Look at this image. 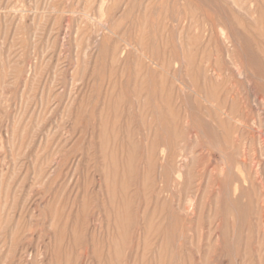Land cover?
Masks as SVG:
<instances>
[{"label": "rangeland", "instance_id": "374dc122", "mask_svg": "<svg viewBox=\"0 0 264 264\" xmlns=\"http://www.w3.org/2000/svg\"><path fill=\"white\" fill-rule=\"evenodd\" d=\"M223 1L0 0V264H264V0Z\"/></svg>", "mask_w": 264, "mask_h": 264}, {"label": "bare ground", "instance_id": "6f19581e", "mask_svg": "<svg viewBox=\"0 0 264 264\" xmlns=\"http://www.w3.org/2000/svg\"><path fill=\"white\" fill-rule=\"evenodd\" d=\"M222 1H223V0H222ZM230 1H231V0H230ZM223 2H225V0H224ZM231 2H232V1H231ZM236 2H237V1H236ZM226 3H227V2H226ZM228 5H229V4H228ZM228 5H227V6H228ZM234 7H235V6H234ZM164 8H165V7H164ZM229 8L231 9L232 6H230ZM231 10H232V9H231ZM60 12H61V11H60ZM98 12H99V11H98ZM254 12H255V11H254ZM110 15H111V14H110ZM219 21H220V20H219ZM220 22H221V21H220ZM222 23H223V22H222ZM222 23H221V24H222ZM228 23H229V22H228ZM232 23H233V22H232ZM224 25H225V24H224ZM231 25H232V24H231ZM231 25H230V27H231ZM234 26H235V24H234ZM216 27H217V26H216ZM210 28H211V26H210ZM225 28H226V26H225ZM225 28H222V29H224V31H225ZM228 28H229V27H228ZM218 29H219V27H218ZM220 29H221V28H220ZM222 29H221V30H222ZM233 29L235 30V27H234ZM263 29H264V28H263ZM179 30H180V29H179ZM204 30H206V29H203V31H204ZM236 30H237V29H236ZM236 30H235V32H236ZM176 32H177V31H176ZM181 32H182V30H181ZM181 32H180V33H181ZM204 32H205V31H204ZM210 32H212V29H211ZM217 32H218V31H217ZM227 32H228V31H227ZM237 32H238V31H237ZM205 33H207V32H205ZM205 33H204V34H205ZM225 33H226V32H225ZM232 33H233V31H232ZM178 34H179V33H178ZM218 35H219V34H218ZM223 35H224V34H223ZM226 35H227V34H225V36H226ZM233 35H234V34H233ZM233 35H232V36H233ZM179 36H180V34H179ZM203 36H204V35H203ZM205 36H206V35H205ZM211 36H212V35H211ZM227 36H228V35H227ZM240 36H241V35H240ZM242 36H243V35H242ZM242 36H241V37H242ZM246 36H247V35H246ZM257 36H258V35H257ZM175 37H176V36H175ZM235 37H236V34H235ZM217 38H218V37H217ZM223 38H224V37H223ZM232 38H234V37H232ZM249 38H250V37H249ZM176 39H177V38H176ZM236 39H237V38H236ZM238 39H239V38H238ZM242 39H243V38H242ZM244 39H246V38H244ZM123 40H124V39H123ZM123 40H122V41H123ZM239 40H241V38H240ZM251 40H252V39H251ZM120 41H121V40H120ZM183 41H184V40H183ZM224 41H225V40H224ZM228 41H229V40H228ZM124 42H125V40H124ZM226 42H227V41H226ZM244 42H245V46H246V43H248V41L246 42V40H245ZM223 43H225V42H223ZM229 43H230V42H229ZM235 43H236V42H235ZM127 44H128V43H127ZM130 44H131V43H130ZM251 44H253V42H252ZM98 45H99V44H98ZM220 45H222V44H220ZM225 45H227V43H225ZM230 45H231V44H230ZM230 45H229V46H230ZM256 45H257V43H256ZM180 46H181V45H180ZM182 46H183V43H182ZM234 47H235V46H234ZM234 47H233V48H234ZM182 48H183V47H182ZM230 48H231V47H230ZM230 48H229V50H230ZM223 49H224V47H223ZM249 49H250V50H253L254 48H253V49L249 48ZM123 50H125V49H123ZM135 50H136V49H135ZM229 50H228V52L230 53ZM136 51H137V50H136ZM179 51H180V50H179ZM181 51H182V50H181ZM122 52H123V51H122ZM128 52H129V51H128ZM183 52H184V51H183ZM221 52H222V51H221ZM228 52H227V53H228ZM231 52H232V51H231ZM251 52H252V51H251ZM224 53H225V52H224ZM121 54H122V53H121ZM139 54H140V53H139ZM224 55H225V54H224ZM139 56H140V55H139ZM142 56H143V55H142ZM230 57H231V56H230ZM245 57H246V56H245ZM119 58H120V57H119ZM247 58H248V56H247ZM142 59H143V58H142ZM142 59H141V60H142ZM184 59H185V58H184ZM251 59H252V58H251ZM143 60H144V59H143ZM230 60H231V58H230ZM249 60H250V59H249ZM145 61H146V60H145ZM153 61H154V59H153ZM247 61H248V59H247ZM247 61H246V62H247ZM248 62H249V61H248ZM182 64H183V62H182ZM232 64H233V63H232ZM235 64H236V63H234V65H235ZM174 65H175V64H174ZM158 66H159V65H158ZM232 67H233V66H232ZM235 67H236V65H235ZM238 67H239V66H238ZM243 69H244V68H243ZM244 70H245V69H244ZM235 72H236V71H235ZM165 73H166V72H165ZM238 73H239V72H238ZM238 73L236 72V74H238ZM240 73H241V72H240ZM243 74H244V73H243ZM244 75H245V74H244ZM238 76H239V75H238ZM118 78H119V77H118ZM176 81H178V80H176ZM121 85H122V84H121ZM196 92H197V91H196ZM177 93H178V92H177ZM181 93H182V92H181ZM199 93H200V92H199ZM202 96H203V94H202ZM204 97H205V96H204ZM202 98H203V97H202ZM198 99H199V98H198ZM206 102H207V101H206ZM261 103H262V101H261ZM216 109H217V108H216ZM221 111H222V110H221ZM221 111H220V112H221ZM181 112H182V111H181ZM217 112H218V111H217ZM224 113H225V112H224ZM182 114H183V113H182ZM255 114H256V113H255ZM220 115H221V114H220ZM226 116L229 117V115H226ZM186 117H187V115H186ZM229 118H230V117H229ZM230 119H231V118H230ZM231 120H232V119H231ZM147 139H148V138H147ZM165 148H166V147H164L163 149L165 150ZM158 152H159V151H158ZM165 152H166V151H165ZM165 152H164V153H165ZM76 153H77V152H76ZM155 154H156V153H155ZM160 155H161V154H160ZM163 155H164V154H163ZM163 155H161V156H163ZM165 155H166V153H165ZM154 156H155V155H154ZM166 156H167V155H166ZM158 157H159V156H158ZM162 158H163V157H161V159H162ZM155 161H159V160H155ZM155 161H154V163H155ZM162 161H165V160H162ZM158 163H159V162H158ZM162 163H163V162H162ZM261 169H262V168H261ZM170 170H171V169H170ZM177 171H178V170H177ZM157 172H158V171H157ZM157 172H156V174H157ZM159 172H160V170H159ZM170 172H171V171H170ZM158 174H159V173H158ZM173 174H174V173H173ZM159 175H160V174H159ZM238 186H239V188H241V186H240L239 184H238ZM236 187H237V185H236ZM239 188H238V190H239ZM233 189H234V188H233ZM235 193H237V192H235ZM241 194H242V193H241ZM245 196H246V195H245ZM237 197H239V196L237 195ZM234 198H235V197H234ZM239 198H240V197H239ZM239 198H238V200H239ZM152 200H153V199H152ZM233 200H234V199H233ZM236 200H237V199L235 198V202H236ZM238 200H237L236 204L239 202ZM119 206H120V205H119ZM256 207H257V206H256ZM208 208H209V207H208ZM183 213H184V212H183ZM177 239H178V238H177ZM216 251H217V250H216ZM220 254H221V253H220Z\"/></svg>", "mask_w": 264, "mask_h": 264}]
</instances>
